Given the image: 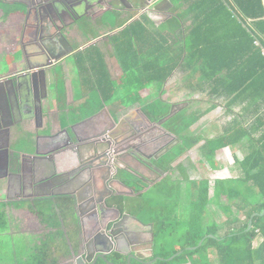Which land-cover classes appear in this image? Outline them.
Segmentation results:
<instances>
[{
	"label": "trees",
	"instance_id": "obj_1",
	"mask_svg": "<svg viewBox=\"0 0 264 264\" xmlns=\"http://www.w3.org/2000/svg\"><path fill=\"white\" fill-rule=\"evenodd\" d=\"M170 1L173 5L171 16L159 25L155 26L147 15H142L110 36L122 87L129 88L136 102L142 98L140 92L151 84L159 85V93L163 95L162 87L173 73L177 69L184 71L188 89L206 93L210 99L223 103L230 119L218 136L209 139L186 132L220 103L213 102L206 109L190 112L184 109L177 113L166 122V128L176 134L180 143L167 158L162 159L164 164L170 167L202 140L205 141L201 146L203 155L209 164H212L216 151L243 142L241 147L245 155L237 161L241 171L238 180L254 187V195L259 198L250 202V194L248 198H243L245 191L234 189L227 181L216 180V199L221 194L229 196L232 202H236L235 207L244 214L245 220L236 229L222 235L218 234L217 224L205 223L202 234L198 220L201 215H207L210 180L193 181L197 199L190 203L192 213L188 243L173 251L172 255L182 253L172 261L164 259L159 263L177 264L184 258L188 260L187 264H264V0ZM9 14L5 11V18ZM123 24L121 22L118 27ZM88 50L98 51L95 47ZM97 55L100 56L98 52ZM92 61L94 71L101 73V92L108 100L117 89L116 83L104 62ZM170 108L171 104L160 96L144 105L142 110L151 121L156 122L168 115ZM154 186L157 190L148 193ZM154 186L143 193V188L137 189L141 193L140 198L132 206L149 213L148 220L164 226L165 221L162 222L160 215H152V210L155 211L156 207L164 209L161 198L167 192L163 183ZM65 200L71 208L73 200ZM128 201L123 196L114 198V203L120 207L131 202ZM196 210L200 213L193 214ZM41 218L47 222V218ZM251 218L253 224L247 230ZM7 223L6 213L0 204V231L7 227ZM204 237L206 239L201 246L187 249L198 246ZM258 237L261 241L255 246ZM210 252L217 257L216 262ZM122 257L125 264L126 257ZM133 264L139 263L134 261Z\"/></svg>",
	"mask_w": 264,
	"mask_h": 264
},
{
	"label": "crops",
	"instance_id": "obj_2",
	"mask_svg": "<svg viewBox=\"0 0 264 264\" xmlns=\"http://www.w3.org/2000/svg\"><path fill=\"white\" fill-rule=\"evenodd\" d=\"M25 1L26 0H0V2H2L0 4V79L4 77H12L15 80L18 73L27 70L29 67L36 66L39 63L38 60L33 57L36 53L42 54L43 59L46 55H52L51 51L41 44L43 42L42 39L44 38L42 34H37L38 31H35V29L37 30L38 28V21L36 20L34 12H32L30 19L26 17L28 7L26 6ZM107 4V1H101L100 4H97L98 9H105ZM87 8L88 7H86V10ZM5 11L10 12L7 18H5L4 15ZM170 12H158L163 17L162 22L168 16H171ZM105 15L106 13H102L96 18L98 36L94 40L93 38H86L83 31H81V28L85 30L87 29L86 23L79 22V24H74L75 20H68L69 24L67 25L71 26L69 27L67 38L73 50L72 52L69 51L67 56L63 58L61 66L60 64H52L46 68V75L49 82V100L45 102V110L47 113L44 114L42 120L37 118L24 123L23 126L25 133H21V135L19 134L17 127L11 129L10 149H15L16 146L30 147L32 144L36 143L38 153L42 155V157H45L34 158L35 156L27 154L34 150H25L27 152L24 158V174L26 177H29L32 174L34 167L40 168L45 175L53 173L55 168L59 165L57 157L59 151H61L60 144L62 139L67 140V143L70 142L71 145L75 146L81 144V136H87V142L91 143L99 135L103 133L107 134L109 128H112L115 124L114 127L116 129L127 115L135 114L138 119L142 120H144L145 117L148 118L143 112L142 107L158 99L160 96L163 98V95L159 93L160 86L157 84H151L147 89L140 92L142 98L136 102H134L132 94L129 93V88H126V101L120 98H114L116 91L110 99H104V95L101 92V82L99 80L101 73L94 71L92 59H95L97 63L104 62L111 79L116 83L117 88L118 86L122 87L123 85L122 82L118 83L120 79V76L118 75V73H120V68L118 64L115 63L113 55L110 56L106 50V42L104 41L106 36L100 37L106 33H104L105 29L102 28L105 23ZM142 15L147 14L142 13L140 9L134 17L129 19L128 14L122 13L118 16V20L119 23H124L121 26L123 27L130 20L139 19ZM84 16L85 13L80 15V17ZM148 18L151 21L156 22L150 17V15ZM121 27H117V29ZM55 32L56 29L54 27L50 33L54 34ZM31 41H35L36 43H31ZM74 42L80 43L79 46L75 47L73 44ZM103 46L105 48H103ZM90 47H95L98 51L88 50ZM97 52L100 56L97 55ZM93 56L95 57L93 58ZM100 57L102 58L101 61L99 60ZM110 59L113 67H110ZM166 83L163 85L162 89H166ZM61 84L64 90L63 94L61 92ZM23 88H25L24 91L28 90L26 84H23L22 89ZM186 88L188 87L186 86ZM94 90L96 91V95L93 94ZM168 102L170 104L179 103L178 101L174 102L170 99ZM125 103L127 104L125 105ZM187 106L182 110L188 109ZM85 121L88 122L86 123V126H83L82 123ZM160 131L179 139L176 134L172 133L167 128H164V131ZM55 133H61L62 137L54 139ZM67 133L70 137H68ZM186 133L189 134L188 131ZM219 134L210 138L207 136L205 137L203 133L197 135H202L204 138L211 139ZM201 142H203V145L205 141L202 140ZM179 143H177L175 147H177ZM241 144H243V142ZM241 144L228 146L216 151L213 162L210 165L213 166L212 169L214 171L217 170L221 175L216 176L217 179L214 180V184L216 180H224L228 182L230 179L238 180L241 176L240 167L239 169L236 168L235 171L231 168L233 163H238L237 161L242 160L245 155V151L242 150ZM70 147L71 146L69 145L65 146L67 150L66 152H68ZM91 148L92 147L89 148L88 152L92 155ZM234 149L237 150V152ZM191 150L178 158V160L172 163L170 167H166V164H164L162 160L164 157L167 158L166 156L168 153L161 156L158 160L153 158L152 162L157 167L153 178H148L147 176L142 175L135 168H132L130 164H121V167L119 168V177L117 176V178H119L122 183L128 185V187L113 178L112 184H114V186H112L117 189V191L115 190L116 193L114 195L128 198L129 201L131 200V204L125 203L120 207V205L114 203V199H107V196H109L107 195L103 198L105 200L104 202L102 201L98 203L99 205H103L104 211L108 209L107 218L104 220L105 223H101L96 229L86 231L81 230L73 206L69 208L66 204V197L57 195V193L52 190L53 187L44 188V186L33 190L26 181L24 185H21V182L17 179L14 181L8 180V200L5 201L2 194L6 191L7 181L5 178H2V175H0V204L4 206L3 210L5 213L8 210V216H6L8 219L7 227L0 231V235L8 233V241L13 245L14 252L17 250L16 244L13 242V240L17 241L15 239L17 238L16 235H22H19V240L23 243L21 245L23 250V253L20 256L21 259L18 260L17 257H15L14 260L12 259L11 261H8V264H72V260L69 258L70 249H74L81 236L83 237L84 235L85 238L89 240L93 233L95 234V232L104 231L106 225L109 226L111 224L108 222L119 216L118 211L113 208L114 206H119L124 214L128 213V215H132L133 218H142L145 216L143 215L145 212L136 209L132 205L133 202L135 203L139 200L141 193L147 191L152 186L160 183L165 184L166 181L174 183L179 180H187L192 186L193 181L205 179L192 177L190 174V171L194 169L192 165L190 166V164L186 163V160L188 159ZM239 152L243 153L242 157L237 155ZM234 154H236V156H234ZM64 159L65 161H69V156L65 154ZM220 161H224V165ZM199 164L202 168L204 167V161L198 162L197 166H199ZM207 164L209 163L207 162ZM3 165L4 162L0 160V168H3ZM100 169L107 171L106 166H103L102 168L95 166L93 169V177L100 182V185H102L104 190L107 183H110L111 177L107 173L105 175H100ZM233 173H235V175L232 176ZM142 178H144V180H142ZM214 184L212 187L210 181L209 208L210 206H216L218 211H212L210 209L213 214L212 218L203 214V223L204 225L206 222L208 224H217L218 234L222 235L236 229L237 226L242 225L245 216L242 212H239L236 216L234 210L235 204L233 202V205H230V212H232L229 215L228 213L230 212L223 210L229 205H226V203H220L219 206L211 203L212 200L216 198ZM245 184L249 185L250 188V184ZM142 188L143 190L141 193L137 191V189ZM223 195L225 194H221L220 197ZM258 198V195H253L249 197V201L251 202ZM6 205L7 207L5 208ZM44 208L45 210H43ZM222 216H224L225 219H223ZM231 216H235V219L230 221L229 217ZM41 217L44 219L47 218V222L42 221ZM211 219L213 220L211 221ZM29 222L35 226V229H24L25 225ZM91 224L92 226L94 225L93 223ZM260 241L261 238L258 237L255 240L254 245L257 246ZM61 246L63 248H60ZM178 249H180V247H177L175 250ZM130 250H132V248H130ZM177 253L180 255L182 251ZM140 254L145 255L144 253ZM134 261L135 260H132L131 264H133Z\"/></svg>",
	"mask_w": 264,
	"mask_h": 264
},
{
	"label": "flooded vegetation",
	"instance_id": "obj_3",
	"mask_svg": "<svg viewBox=\"0 0 264 264\" xmlns=\"http://www.w3.org/2000/svg\"><path fill=\"white\" fill-rule=\"evenodd\" d=\"M29 1L30 0H26L25 2H29ZM97 1H100V2L107 1L108 3L107 7H105V9H102V8L98 9V5H97L92 8H89L87 5H89L90 3L88 4L87 2L81 5H77L76 7L74 6L73 9H68L71 13L69 14L68 10L66 9L68 4H66V7L64 5L61 6L58 11L59 15L55 19V22H57V24L55 25L56 32L54 34H51L50 31L46 30L45 28L42 29L39 27L37 30L35 29L36 32L38 31L37 34H42V36L44 37L42 39L43 42L41 44H43L47 49H49L52 54L50 56L49 55L45 56L44 63H46V61H48L49 63L50 61L51 62L50 65L60 64L61 66L62 65L61 62L63 58L67 56V53L71 50V45L67 38V35L69 34L68 32L69 27L71 26V25H67L69 24L68 20H71V21L75 20L74 24H77V23L79 24V22H84L86 23L87 28H97L96 18L102 13L110 12L116 18L117 22L119 23L118 16L120 14L126 13L128 14L129 19H130L134 17L140 11V9L144 7L148 8V11L145 13L149 16L150 10H151L150 5L152 4L151 3L150 5H145L146 0H130L132 3V6L126 7L123 3H121L120 0H97ZM155 1L157 2L158 0H155ZM73 3H75V1ZM86 7H88L87 10H86ZM46 12H49V9L46 8ZM82 13H85L84 17H80ZM30 17H27V18L30 19ZM106 24H108V22L105 21V25ZM116 29H109L110 30L109 32L105 33L103 36H100V37L106 36L104 38V41L105 40L107 41L106 43L107 46L111 45L109 39H110V36L115 34L114 31ZM95 38H97V36L93 37V40ZM31 43H36V42L31 41ZM25 81H26V78H21L22 86L23 84H25ZM15 82H16V79H15ZM7 86L8 87L11 86L10 82H8ZM2 88L3 87L0 86V105H1L2 110L5 111L6 104H5V99L3 97V94H2ZM24 90L25 88L22 89V94L24 98L26 99L29 92L24 91ZM32 94L35 96V99H38L39 96L43 94V91L41 89H38V91L33 89ZM185 103H190V102H185ZM87 122L88 121H85L84 123H82L83 126H86ZM114 126L112 128H109L108 130L109 132L107 134L102 135V136L100 135V136L108 138V134L111 132L117 133V135L115 136V138L117 139H123L124 137L130 136V135H136V137L138 136L133 141L132 145L133 147H135V150H136L135 152L139 154L141 158L146 159V160L149 159V157H151L150 159L152 161V159L155 156L159 155L164 149L173 145L177 140L176 137L168 135V134H164V132L160 131L157 128H154L153 125L150 124V122L148 121L146 117L144 118V120L138 119L137 116H135V114L127 115V117H125V119L118 125V127H116V129ZM9 135H10L9 131L0 132V147H4L7 144V138L9 137ZM58 137H62L61 133H55L54 139L55 138L58 139ZM80 140H81L80 141L81 144H79V146L78 145L73 146L70 144V142L67 143L66 142L67 140L65 139L61 140V144L59 143L60 147L68 146V145L71 147L68 150V152L58 154L57 160L59 162V165L55 168L53 172L62 171L70 167H72V172L71 174H64L60 176L59 178H56L53 181V184L60 183L63 180H66L68 182L65 185L64 184L63 185L59 184V186L53 185L52 190H54L55 193L77 191L79 192V196L82 197V199L84 198L82 205L77 209L79 217H77L76 214L75 216H76L77 222H79L80 224L81 230L86 231L90 229H96L98 225H100L101 223H105L104 220L107 218L108 209L104 211L103 205H99L98 203L102 202L103 198L106 197L107 195H109L107 196L108 197L107 199L110 198V200L117 197L114 195L116 193L115 190L117 191V189L113 188L114 184H112L113 182L112 179L113 178L115 179V177L119 175V168L121 167V165L120 167H117V170H116L113 164V159L111 157V154L109 156L104 157V160L105 161L107 160V163L109 164L107 167V171H105L104 169H100L102 173V174L100 173V175H105L107 173L110 175L111 180H110V183L109 182L107 183L105 189L103 190L102 185H100V182H98V180H96L93 177L94 176L93 171L92 173H90L91 172L90 170L91 154H89L88 150L92 146L90 143L87 142L88 137L81 136ZM174 148L172 150H174ZM172 150H170L169 152H171ZM65 154L69 156V161H65L64 159ZM102 161L103 160H101L98 164L96 163V167L102 168L103 166H99ZM123 163L130 164L132 168H135L139 173L147 176L148 178H153L155 175V170H157L156 166H151L150 168L140 163L138 160L133 159L130 156H127L125 158V161L121 162L120 164H123ZM78 168H82V171H83V178H80V181H78L80 184L84 185L81 188L77 187L78 186L76 184L77 180H72L73 178L70 176L73 174L75 175V173L77 172L76 169ZM6 171L8 172V170L1 167L0 175H3L4 173H6ZM6 181H7L6 191L2 194V196H4L5 201L8 200V179H6ZM27 183L29 184L28 181ZM44 188H51V187L45 186ZM110 191H113V193L111 194ZM65 197H66L65 199L67 198L73 199V197L70 195L65 196ZM6 207L7 205L5 206V208ZM113 208L116 209L117 211L120 210L118 211L119 216L116 219L108 222L109 224L110 223L111 224L109 226L106 225V227L104 228V231L106 230L108 231L112 229L116 234L117 243H114L111 245H120L119 247L122 249H125L123 245H130L129 249L132 248V249H135L138 253H144L145 258H143L142 260L139 261V260L133 259L139 264H160L159 262L164 260V258L163 256L155 253L156 247H159V245L160 246L166 245V242L162 241L163 240L161 238L163 235L162 230L160 232L156 231V228H157L156 222L150 221L146 219L145 217L138 218V220L141 221L140 222L136 218L131 217L132 215L127 216L128 213L127 215H125L126 213L124 214L119 208V206H114ZM6 216H8V210L6 211ZM91 223H93L94 225L92 226ZM24 229L33 230L35 229V226L29 222L25 225ZM104 231H98V232H95V234L93 233L90 236L89 240L86 239L83 234L82 235H83L84 240L85 241L88 240L89 242L92 238H94V236H99V238H102L103 236H105ZM3 235H8V233H5ZM19 235L22 236L21 234ZM123 239H126L127 244L124 243ZM76 245H79V242H77ZM88 245H104V244L89 243ZM60 248H63V247L61 246ZM70 250L75 251L76 246L74 247V249H70ZM115 255H116L115 252H113L112 254L108 256V258L111 261L116 262L118 264H124L123 257L117 258V256L115 257ZM70 256L69 258L72 260V262L76 260V258L73 259V257H70ZM0 264H8V262L3 263L2 261L0 262ZM98 264H105V263L101 259H99ZM125 264H127V257H126Z\"/></svg>",
	"mask_w": 264,
	"mask_h": 264
},
{
	"label": "water",
	"instance_id": "obj_4",
	"mask_svg": "<svg viewBox=\"0 0 264 264\" xmlns=\"http://www.w3.org/2000/svg\"><path fill=\"white\" fill-rule=\"evenodd\" d=\"M74 1L75 3H73ZM120 1L126 7L132 6L130 0H120ZM153 1L155 0H146L145 5H150ZM87 2L88 4L90 3L89 5H87L89 8H92L97 4H100V1L97 0H30L29 2H26V6L28 7L26 11V16L30 17L32 12H34L36 20L38 21V28L39 27L42 29L45 28L46 30L51 31L55 27L56 24L55 19L59 15L58 11L61 6L64 5L66 7V4H68L69 7L68 6L66 7V9L68 10V9H73L74 6L76 7L77 5H81ZM172 6L173 5L170 0H160V1L158 0L157 2L154 3V10L159 13H168L170 12ZM31 7L34 8L32 9ZM46 8L49 9V12H46ZM147 11H148L147 7L141 9L142 13H145ZM68 13L71 14L69 10ZM133 20L134 19L130 20L123 27L116 29L114 33L125 28ZM72 50L73 49L71 48L70 52H72ZM33 57L37 59L39 63L34 67H29L27 70L18 73L16 76V82L12 77H4L0 79V86L3 87L2 94L6 104L5 111L2 110L0 105V132L9 131L11 134V129L13 127H17L18 132L21 135V133H25L23 126L24 123L30 121L31 119L39 118L42 120L44 114L47 113L45 110V105H46L45 102L49 100V94H48L49 82L46 75V68L50 66L51 62L49 61L48 63V61H46V63H44L45 61L42 58V54L36 53ZM21 78H26L25 84L28 87L27 91L29 92V94L27 95L28 98L26 97V99L22 94ZM8 82H10L11 84L10 87L7 86ZM33 89L37 91L38 89H41L43 91V94H41L38 99H35V96L32 94ZM188 104L189 103H181V104L173 103L171 104L169 114L166 115L165 117L159 119L156 122H152L148 118L147 119L150 122V124L153 125L154 128L164 131V128L162 127L163 124L167 120L175 116L177 113H179ZM105 134L106 133H103L101 134V136ZM116 135H117L116 132L109 133L108 138L101 137L99 135L90 143L92 146L91 148L92 155L90 157V164H91L90 173L94 171L93 169L95 168L96 163L98 164L101 160L103 161L99 166L108 167L109 163H107V160L106 161L104 160V157L109 156L110 154L113 159V164L116 170L117 167H120L121 165L120 163L125 161V158L127 156H130L133 159L138 160L140 163L150 168L151 166H155L150 159L151 157H149V159L146 160L141 158L140 155L135 152L136 150L135 147H133L132 143L138 136L136 137V135H130L124 137L123 139H117L115 138ZM68 137H70L69 134ZM179 141L180 140L177 139L176 143L164 149L159 155L155 156L154 159L158 160L161 156L165 155L167 152L172 150L175 147V145L179 143ZM60 148L61 151H59V153H65L67 151L65 146H62ZM25 150H34V151L31 153H27ZM26 153L31 156H35L34 158H45L38 153V147L36 143L32 144L30 147L16 146L15 149H10V135H9V137L7 138V144L4 147H0V159H2V161L4 162L3 168L8 170V172L6 171V173L2 175V178H6L9 181H14L17 179L21 182V185H24L25 181L26 182L28 181L29 186L32 187L33 190H36L44 186L53 187V185L59 186V184L62 185L67 184L68 181L66 180H63L60 183H56V184H53V181L64 174H71L72 167L62 171L53 172L49 175H45L40 168L34 167L32 170V174L29 177H26L24 174L25 173L24 158L26 156ZM82 168L76 169L77 172L75 173V175L74 174L70 175L73 178L72 180H77L76 184L78 186L77 185L76 186L78 188L84 186L78 182L80 181V178H83ZM115 180L122 183L121 180L117 177H115ZM142 180H144V178H142ZM122 184L126 185L124 183ZM126 186L128 187V185ZM110 192L111 194L113 193V191ZM57 195L72 196L74 199V200L72 199L73 200L72 206L75 210L77 217H79L77 209L82 205L84 201V198L82 199V197L79 196V192L77 191L60 192L57 193ZM102 201L104 202L105 200L103 199ZM136 219L138 220V218ZM252 224H253V219L251 218L247 230H249L252 227ZM104 233L105 236H103L102 238H99V236H94V238H92L89 242L88 240L85 241L84 238L81 236L79 240V245H76V250L75 251L70 250L71 257H73V259L76 258V260L73 261L72 264H86V263L98 264L99 259H101L105 264H118L116 262L111 261L108 258V256L113 252H115L116 254L115 257L117 256V258L126 256L127 264H131V261L133 259L140 261L143 258H145L144 255H141L135 249L130 250L129 249L130 245H123L125 249L120 248L119 247L120 245H111L117 243L116 234L112 229L108 231L106 230L104 231ZM209 236H214V235H209ZM205 239L206 237H204L199 242L198 246L190 247L189 249L194 250L197 247L201 246ZM123 241L124 243L127 244L126 239H123ZM89 243H96V244L102 243L104 245H88ZM178 254L179 253H176L173 257L167 259V261H172L176 256H178Z\"/></svg>",
	"mask_w": 264,
	"mask_h": 264
},
{
	"label": "rangeland",
	"instance_id": "obj_5",
	"mask_svg": "<svg viewBox=\"0 0 264 264\" xmlns=\"http://www.w3.org/2000/svg\"><path fill=\"white\" fill-rule=\"evenodd\" d=\"M163 20V17L160 19L159 17L155 19L156 22L152 21L155 26L159 25ZM104 21L108 22V24L102 27L105 29L104 33L109 32V29H116L120 23L117 22L116 18L110 13L107 12ZM81 31H83L84 36L86 38H93L98 36V29L97 28H87L86 30L81 28ZM107 43V41L105 40ZM75 47H78L80 43H73ZM103 48H105L103 46ZM106 50L112 55L113 48L110 46H107L106 44ZM110 67H113L111 63V59L109 60ZM185 72L182 71L181 69H177L173 75L169 78L167 81L165 87L166 89L163 88V98L166 99L167 101L173 100L174 102L178 101L180 102H190L187 106L188 111H194L197 109H206L208 108L213 102L214 103H220L217 105L215 109H213L210 113L202 117L197 123H195L189 130L188 133L190 135H197L203 133L205 137H214L215 135L219 134L221 130L223 129V126L227 121H229L230 116L226 114L224 104L217 101L210 99L209 96L206 93L202 92H194L192 89L186 88L185 85ZM115 75V74H114ZM120 76V73H118ZM121 79H119L118 83H120ZM120 85V84H119ZM61 92L62 94L64 93L63 86L61 84ZM93 94L96 95V91H93ZM114 98H120L122 100L127 99V92L126 88H123L121 86H118ZM127 103H125L126 105ZM168 121V120H167ZM166 121V122H167ZM166 122L163 124V128L167 127ZM203 142H201L198 146L194 147L189 155L188 159L186 160L187 164L192 165L194 170L190 171V174L192 177H198V178H205L209 179L211 181V185L213 187L214 180L217 179L216 176H220L221 174L216 170L214 171L212 168L213 166L210 164H207L206 158L202 153L201 150V145ZM178 147V146H177ZM175 147V148H177ZM174 148V149H175ZM235 150V149H234ZM237 152V150H235ZM234 151V152H235ZM169 154V153H168ZM243 153H237L239 157H242ZM236 156V154H234ZM205 158V159H204ZM204 161V167L202 168L199 164L197 166L198 162ZM221 162V161H220ZM224 165V161L221 162ZM198 167V168H197ZM232 170L239 169L238 163H233L232 164ZM231 175V174H230ZM235 175V173L232 174V176ZM228 183H231V186L234 189H237L239 191H245L246 193L243 194V198H248V195L250 196L254 195V192L256 191L254 187L249 185H246L245 183L241 182L240 180L237 179H230L228 180ZM164 184V183H163ZM165 187L164 189L166 190L167 194L165 195L164 198H161V203L163 204L162 208L156 207L155 211H153L152 215H160V219L165 221V225L159 226V224L156 226V231L160 232L162 230V241L166 242V245L156 247L155 253L158 255L164 254L166 255L163 257L164 259H169L173 257L175 254L172 255L173 251L177 247H183L186 246L188 243V234L190 230V219H191V206L190 203L192 200L197 199V194H195L194 188L191 186V183L189 181H176V182H169L166 181L164 184ZM157 186L152 187L148 193H151L157 189ZM166 188H169L166 189ZM253 193V194H251ZM159 201V200H158ZM155 203V202H153ZM212 204L219 205L220 203H226V205H229L228 207L226 206L223 210L230 212V205L232 204V200L230 199L229 196L223 195L219 199H213ZM233 203H236L235 201ZM207 205V217H213V214L211 213L212 211H218V208L216 206H210ZM211 209V210H210ZM234 210L236 212V216L238 215L239 211L237 208L234 206ZM232 212V211H231ZM228 213L229 214H231ZM200 213V210L194 211L193 214ZM145 215L144 217L147 219L149 217V213L143 214ZM222 215V213H221ZM203 216H200V219L198 222H200V231L203 234L205 230V225L203 223ZM223 219L224 216H222ZM235 216L229 217V220H234ZM213 219H211L212 221ZM207 221V220H206ZM207 223V222H206ZM6 229V228H5ZM196 236V235H195ZM17 238H15L17 241L13 242L16 244V251L14 252V247L13 245L10 244L8 241V235H0V261L8 262L11 261L12 259L14 260L15 257H17L18 260L21 259V255L23 253V250L21 248V245L23 244L20 242V237L19 235H16ZM12 242V241H11ZM191 247H196V246H191ZM190 247H187L189 249ZM211 258L216 262L217 257L213 254V252H210L209 254ZM162 256V255H161ZM187 264L188 260L187 259H181L180 262H177V264ZM174 264V263H173Z\"/></svg>",
	"mask_w": 264,
	"mask_h": 264
},
{
	"label": "built area",
	"instance_id": "obj_6",
	"mask_svg": "<svg viewBox=\"0 0 264 264\" xmlns=\"http://www.w3.org/2000/svg\"><path fill=\"white\" fill-rule=\"evenodd\" d=\"M154 3L155 2H153L151 5H150V8H151V10H150V17L153 19V20H155L156 18H162V16L158 13V12H156L155 10H154ZM256 44L257 45H260V43H259V41H256ZM262 52H263V54H264V49H262Z\"/></svg>",
	"mask_w": 264,
	"mask_h": 264
}]
</instances>
